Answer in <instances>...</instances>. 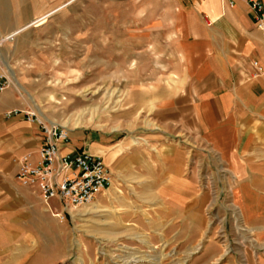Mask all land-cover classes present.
<instances>
[{
  "label": "crops",
  "instance_id": "0c3cea01",
  "mask_svg": "<svg viewBox=\"0 0 264 264\" xmlns=\"http://www.w3.org/2000/svg\"><path fill=\"white\" fill-rule=\"evenodd\" d=\"M51 1L0 0V75H10L17 82L0 91V257L13 250L39 248L46 231L55 234L48 223H56V214L72 220L79 216L77 209L67 213L59 199L46 203L37 188L17 180L23 156L29 155L32 164L41 161L39 150L45 134L25 113L8 116L15 110H36L39 117L54 122L14 75L18 56L9 43L30 27L45 25L54 13L87 7L76 0H56V6ZM128 4L143 12L138 19L148 12L143 27L154 30V37L171 50L169 57L179 60L185 81L183 91L168 96L166 91L173 89L167 86L165 95L155 99L159 128L149 147L111 133L70 130L68 141L60 145L61 154L88 152L103 159L113 182L104 191L107 194H99L95 202L106 198L113 207H121L126 202L116 190H148L150 198L154 196L155 210L161 203L157 198H164L173 224L178 220L195 221L196 236L204 232L205 199L198 187L203 183L205 167L210 166L205 160L212 159V166L223 163L234 173L235 195L245 217L263 221L264 35L255 22L251 0H235L233 7L229 0H101L105 11L110 6ZM163 10L167 16L158 17L157 12ZM140 23L137 28H141ZM254 62L263 70L258 79L250 77L255 71ZM19 69L18 77L25 79ZM2 82L0 79V85ZM179 134L184 140L181 143L176 142ZM154 147L158 152H153ZM191 151L196 155V166L189 169ZM128 175L133 177L126 179Z\"/></svg>",
  "mask_w": 264,
  "mask_h": 264
},
{
  "label": "rangeland",
  "instance_id": "374dc122",
  "mask_svg": "<svg viewBox=\"0 0 264 264\" xmlns=\"http://www.w3.org/2000/svg\"><path fill=\"white\" fill-rule=\"evenodd\" d=\"M51 2L56 6V0ZM76 2L87 7L54 13L45 25L30 27L9 41L18 56L14 75L52 121L68 131L111 133L149 147L159 128L155 99L165 95L167 86L173 89L166 91L168 96L181 95L185 86L179 60L169 57L171 50L154 37V30L143 27L148 12L138 19L143 12L134 4L105 11L101 0ZM157 13L167 16L164 10ZM19 68L25 79L18 77ZM180 136L177 143L184 141ZM153 150L158 152L157 147ZM188 162L189 169L196 166L192 151ZM206 162L210 166L198 187L205 199L204 232L199 236L195 221L172 223L164 198H157L161 203L155 210L148 190L134 193L129 187L115 191L125 206L113 207L99 198L77 209V220L57 217L56 223H48L55 234L46 231L39 248L7 252L0 263L264 264V220L245 217L236 199L234 173L223 163L214 167L212 159Z\"/></svg>",
  "mask_w": 264,
  "mask_h": 264
},
{
  "label": "built area",
  "instance_id": "2783aa9c",
  "mask_svg": "<svg viewBox=\"0 0 264 264\" xmlns=\"http://www.w3.org/2000/svg\"><path fill=\"white\" fill-rule=\"evenodd\" d=\"M235 0H229L233 7ZM251 11L255 15V22L264 35V3L251 0ZM255 71L251 79H258L263 74L258 62H254ZM3 79L0 91L13 85L12 79L6 74L0 75ZM25 113L29 120L37 122L45 134L44 145L40 147L41 161L32 164L30 156H23L20 160V169L17 180L24 186L37 188L46 203L59 199L68 210H74L93 204L97 196L106 191L113 182V175L102 158L88 152L75 155H62L60 145L69 139V131L55 122H49L36 113L15 110L8 116ZM61 219L65 214H56Z\"/></svg>",
  "mask_w": 264,
  "mask_h": 264
},
{
  "label": "bare ground",
  "instance_id": "6f19581e",
  "mask_svg": "<svg viewBox=\"0 0 264 264\" xmlns=\"http://www.w3.org/2000/svg\"><path fill=\"white\" fill-rule=\"evenodd\" d=\"M15 34H17V32H15L14 34H12V36H14ZM235 208H237L236 210H239L237 206H236ZM122 263H123V262H122Z\"/></svg>",
  "mask_w": 264,
  "mask_h": 264
}]
</instances>
